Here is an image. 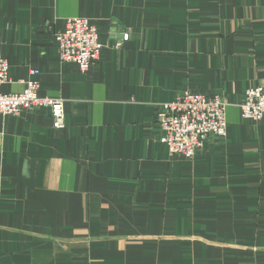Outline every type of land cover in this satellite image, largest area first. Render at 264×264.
Here are the masks:
<instances>
[{"label":"crops","instance_id":"0c3cea01","mask_svg":"<svg viewBox=\"0 0 264 264\" xmlns=\"http://www.w3.org/2000/svg\"><path fill=\"white\" fill-rule=\"evenodd\" d=\"M73 17L104 47L86 72L50 31ZM0 56L1 92L33 79L66 116H0V264H264V119L238 108L264 88V0H0ZM184 92L225 103L192 160L157 126Z\"/></svg>","mask_w":264,"mask_h":264},{"label":"built area","instance_id":"2783aa9c","mask_svg":"<svg viewBox=\"0 0 264 264\" xmlns=\"http://www.w3.org/2000/svg\"><path fill=\"white\" fill-rule=\"evenodd\" d=\"M59 51L60 64L69 63L86 72L97 62L104 49L98 40V31L83 17L65 20L62 31H52ZM124 40L127 39L125 35ZM10 67L0 56V87L9 83ZM36 76L37 71H31ZM20 93L5 94L0 91V116H18L22 110L45 109L49 111L54 130L65 126L64 102L60 99L44 98L38 95L39 83L30 79L24 82ZM238 108L244 121L257 123L264 119V88L247 89ZM225 103L219 96L184 92L175 100L158 106L157 126L160 142L168 157L192 160L209 139L220 140L227 134Z\"/></svg>","mask_w":264,"mask_h":264}]
</instances>
